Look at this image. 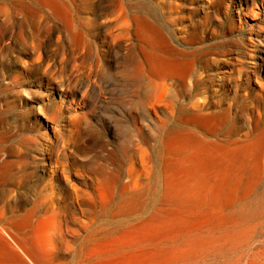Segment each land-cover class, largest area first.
<instances>
[{
  "label": "bare ground",
  "instance_id": "obj_1",
  "mask_svg": "<svg viewBox=\"0 0 264 264\" xmlns=\"http://www.w3.org/2000/svg\"><path fill=\"white\" fill-rule=\"evenodd\" d=\"M39 2L40 13L15 4L2 8L0 16V74L7 76L0 91L6 95L4 110L0 104V264H59V254L73 247L72 240L82 237L98 212L115 199L122 211L129 201L141 205L145 194L153 200L152 213L117 235L91 239L79 264H190L233 241L237 225L264 206V112L252 110L239 127L230 110L218 118L207 103L190 101L188 113L173 117L187 129L170 128L161 137L166 115H174L166 82L184 80L196 60L185 57L157 26L133 15L131 24L117 34L110 27L105 39L107 44L132 42L135 53L125 73L129 81L146 73L158 79L132 108V155L113 169L89 167L78 152L61 144L64 125L45 104L36 111L53 125L57 138L50 145L42 135L44 144L32 152L27 144L34 139L23 137V128L18 132L17 88L27 76H40L55 85L59 100L63 83L57 78L67 64L75 72L92 67L83 53L88 43L79 29L83 20L79 26L71 21L76 0ZM89 2L84 0L87 7ZM51 24H58L54 41ZM11 29L22 43L24 58L13 56L5 39ZM139 107L151 117L150 127L137 124ZM214 120L230 122L225 135L203 132Z\"/></svg>",
  "mask_w": 264,
  "mask_h": 264
},
{
  "label": "rangeland",
  "instance_id": "obj_2",
  "mask_svg": "<svg viewBox=\"0 0 264 264\" xmlns=\"http://www.w3.org/2000/svg\"><path fill=\"white\" fill-rule=\"evenodd\" d=\"M76 3L71 21H77L79 26L80 19L83 20L84 26L79 29L88 41L83 53L88 55L93 68L75 72L67 64L57 78L63 83L59 100L54 94L55 85L48 84L40 76H27L24 84L17 88L18 132L23 128L26 132L23 137L34 139L27 144L32 152L44 144L42 135H46L50 145L57 138V131L50 129L53 125L46 123L36 111L38 105L45 104L57 111L60 124L64 125L61 144L78 152L80 161L90 164L89 167L113 169L123 165L126 156L132 155L135 140L132 108L142 100L151 82L156 83L158 79L146 73L129 81L125 73L135 53L132 42L107 44L105 39L110 27L111 33L117 34L121 26L131 24L133 15L157 26L185 57L196 60L184 80L166 82L171 86L168 103L174 115H166L161 137L170 128L187 129L173 117L188 113L190 101L207 103L218 118L230 110L231 120L239 127L244 124L245 115L251 116L252 110L257 108L264 112V96H259L264 95L261 91L264 88V0H90L89 7L84 0H76ZM15 4H26L40 13L39 0H0V16L2 8H12ZM51 25L50 38L54 41L58 24ZM5 39L10 40L13 56L25 57L15 30L6 32ZM69 53L67 49V58ZM6 77L5 73L0 74V91L5 88ZM96 91L100 92L99 98L94 94ZM5 97L2 92L0 104L3 110ZM136 111L137 124L142 128L150 127L151 117L140 107ZM45 125L49 128H44ZM229 125L230 122L214 120L203 132L220 137L225 135ZM147 195L141 197V205L129 201L125 211L120 210L118 199H115L98 212L82 237L72 240L73 247L59 254V264H79L91 239L117 235L146 219L153 211V200ZM190 264H264V206L251 219L237 225L233 241L219 245Z\"/></svg>",
  "mask_w": 264,
  "mask_h": 264
}]
</instances>
